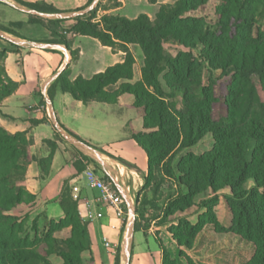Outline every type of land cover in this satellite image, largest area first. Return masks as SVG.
Masks as SVG:
<instances>
[{
  "label": "trees",
  "instance_id": "16d2710c",
  "mask_svg": "<svg viewBox=\"0 0 264 264\" xmlns=\"http://www.w3.org/2000/svg\"><path fill=\"white\" fill-rule=\"evenodd\" d=\"M92 1L87 0L81 10ZM214 1L217 3L215 23L204 13L211 0H179L174 5H161L153 19L146 15L135 20L110 15L95 21L98 4L89 14L71 20L46 21L29 16L28 23L42 26L51 38L47 43L66 46L72 59L75 54L70 51L66 35L93 38L102 46L125 54L122 64L89 80L79 77L71 82L67 66L49 87V97L57 88L74 102L84 105L94 102L116 105L121 96H132L131 108L143 121V130L133 132L131 138L147 157V172L143 176L145 190L156 194L161 181L159 176L172 179L179 193L168 200L166 214L171 216L184 213L197 197L207 192L229 189V200L238 209L237 233L256 241L259 249L253 264H264V101L254 84L255 78L260 79L264 88V36L252 37L254 27L264 15V0ZM19 4L40 13H61L43 3ZM67 22L72 24L63 27ZM22 27L23 23H11L7 27L0 25V30L19 38L16 30ZM0 41L5 44L0 48L1 105L19 87L7 75L5 60L9 53L22 49L1 38ZM166 44H172L179 51L174 56L168 55ZM129 46H139L143 53L141 79L135 83L132 82L135 57ZM207 71H220L243 84L242 89L232 92L233 97L228 102L235 117L230 128L220 127L212 119V92L203 85ZM62 128L79 142L91 146ZM206 136L215 141L216 147L211 152L202 156L185 154L173 165L180 153L194 148ZM55 139L61 142L56 130ZM45 144L50 154L39 160L31 153L33 139L29 133L10 134L0 124V264H49L46 255L51 254L59 256L64 264H86L81 258L83 253H89V264H94L90 224L81 220L79 205L73 200L67 183L58 200L63 217L58 222L50 221L42 242L46 248L43 254L38 250L42 243L30 242L24 237L21 219L10 215L15 209L32 207L36 202V197L26 189L25 176L32 163L38 164L42 177L48 176L57 146L52 141ZM75 152L89 164H96L79 151ZM106 155L130 167L123 160ZM74 168L78 173L85 171L76 161ZM104 179L111 182L106 176ZM248 181L253 182L254 190L243 189ZM36 224L34 221V230ZM181 227L179 223L176 232H172L174 241L179 247L190 249L195 229L190 226L191 231L187 232ZM135 228V232L140 231ZM64 229L70 230L71 237L59 242L54 236ZM157 243L161 264H178L161 243Z\"/></svg>",
  "mask_w": 264,
  "mask_h": 264
},
{
  "label": "crops",
  "instance_id": "0c3cea01",
  "mask_svg": "<svg viewBox=\"0 0 264 264\" xmlns=\"http://www.w3.org/2000/svg\"><path fill=\"white\" fill-rule=\"evenodd\" d=\"M156 1L158 3V0ZM19 2L51 5L62 14L75 13L86 5V0H0V25L7 27L11 23H23V27L16 30L19 38L40 43H47L51 38L42 26L28 23L30 15L20 10V8L26 7L19 4ZM126 2L127 0L123 1L122 6L110 10L108 13L113 15L116 11L123 9ZM148 17L150 19L154 18ZM67 23L69 24L70 22ZM36 26H40L43 31L39 32L36 37L28 38L24 36V31L31 30ZM66 36L70 41V51L75 54L74 59L70 55L68 62L69 80L71 82L79 77L89 80L110 67L122 64L125 60L123 52L113 51L111 48L104 47L93 38ZM129 50L135 57L132 81L135 83L141 79L143 64H138L133 46H129ZM56 51L22 49L9 53L5 60V70L9 78L18 83L19 87L12 96L5 99L0 105L1 126L10 134L29 133L33 139L31 153L35 158L40 160L49 156L51 150L45 144L46 141L56 143L57 147L48 176L42 177L41 169L37 163H32L28 166L25 176L26 189L36 197L34 206L29 207L28 211L31 214H35V216L42 215L49 221H57L63 217L62 210L56 214V211L54 213L51 206H59L58 200L64 184L80 187L84 198L91 199L96 195L95 192L89 190L85 185L83 172L78 173L75 170V160L72 158L71 151L55 139V129L52 124L48 123L49 112L47 105L45 109L39 96V91L42 93L44 83L63 65L66 59L62 51ZM136 67L137 77L135 74ZM50 99L53 103L57 121L62 127L81 140L88 142L91 146L106 152V154H110L109 151L114 150L113 152L117 155V157L114 156L115 158L129 164L130 167H125L119 161L106 155L105 161L111 162L109 164L110 170L116 171L118 178L121 176V180L123 179L120 182L122 187L130 193L129 199L133 198V191L143 186V176L147 172V157L131 138L133 132L138 133L143 130L142 119L131 108L134 98L130 95L121 96L116 105L96 102L84 105L83 103L74 102L70 96L63 94L57 88L52 92ZM97 111L102 112L103 117L100 118ZM109 114L118 116L119 122H109L107 117ZM44 120L47 123H33L34 121L40 122ZM98 124L103 127L104 133L102 135L95 130ZM110 126L114 129L115 127L120 128L124 137L115 140H105V136L108 134V131L106 132L107 127ZM136 170L139 171L137 172ZM101 173L104 175L102 171ZM131 177H133V184L129 182ZM83 209V206H79V213H82ZM107 223L108 221L106 220L104 223L96 224L101 230L108 231L104 228ZM91 225H89V231Z\"/></svg>",
  "mask_w": 264,
  "mask_h": 264
},
{
  "label": "rangeland",
  "instance_id": "374dc122",
  "mask_svg": "<svg viewBox=\"0 0 264 264\" xmlns=\"http://www.w3.org/2000/svg\"><path fill=\"white\" fill-rule=\"evenodd\" d=\"M94 1V0H93ZM92 1V2H93ZM125 0H100V7L96 13L95 21H99L101 18L110 16L108 13L110 10L115 9V6H122ZM179 0H158L156 4H150L147 0H130L126 2L123 9L116 11L113 15L128 20H135L141 15L151 16L152 18L157 13L160 5H174ZM91 2V3H92ZM87 3V0H86ZM90 3V4H91ZM217 3L211 0L205 10L206 17L215 23V8ZM106 12V13H104ZM63 24L62 26H70L72 22ZM43 29L40 26H36L31 30L23 32L24 36L31 38L36 37ZM234 32V28L231 29ZM264 36V15L259 19L258 25H256L252 31V37ZM4 43L0 41V48L4 47ZM134 52L138 59V64H143V53L139 46H133ZM165 50L168 55L174 56L179 49L172 44H166ZM197 54V53H196ZM137 77V67H136ZM256 90L258 91L262 101H264V88L260 79H254ZM203 85L210 87L212 92V119L220 127L230 128L233 124L231 121L235 119L231 113L228 102L233 97V91H238L239 88H243V84L234 81L227 74H223L220 71H207L204 75ZM243 95V92H240ZM44 107L46 109V102L42 97ZM179 98L175 102H179ZM180 108L177 106V110ZM233 111V110H232ZM99 112V117H103L102 112ZM109 122L118 123L119 117L113 114L107 115ZM235 122V121H234ZM49 123L50 117H49ZM101 135L104 133L103 127L98 124L95 129ZM105 140H115L123 136V131L120 128L112 126L107 127ZM60 136V135H59ZM60 141L70 151L72 158L81 163L86 170L89 162L83 160V158L75 152V148L69 145L61 136ZM90 149L95 151L99 157L105 162V168L107 172L116 180L117 184L122 187L120 182L121 176L118 178L116 171L110 170L111 162H106V152L95 150L92 146L87 145ZM216 147L215 141L211 136L203 138L194 148L184 150L180 153L173 165L176 166L181 156L185 154H193L194 156H202L208 152H211ZM75 149V150H74ZM78 151V150H77ZM110 154L117 157L113 152ZM91 160V159H90ZM95 167L102 171V167L98 164H94ZM136 177L135 175H131ZM140 176V175H139ZM161 179L158 182V191L154 194L150 190H145L144 181L143 186L133 191V198L129 199L131 205L130 209L126 203L125 211L128 218V229H124L122 238L119 243L111 242V248L106 249L102 244V234L106 230H101L96 223H92L90 226L92 236V252L94 258V264H115L118 260V264H125L124 249L126 246L128 234L132 221L134 231L136 226L140 231L134 234L133 251L130 264H161V250L157 241L161 243L163 248L170 254L172 260H175L178 264H253L256 253L259 249L256 241L249 239L237 233L236 229V216L238 209L235 208V204L229 200L231 192L229 189H224L218 192H207L204 195L197 197L193 201V205L184 213L177 215H167L166 206L168 200L174 198L179 193V188L175 185L172 179L164 177H158ZM133 184V177L129 180ZM71 187V186H70ZM245 191H251L255 189L252 181H248L243 185ZM124 190V188H123ZM127 196L130 195L128 191H125ZM56 214L61 211L60 206H51ZM29 207H19L10 213L11 216L20 218L24 225V237L28 238L30 242H43L45 240L46 232L49 227V223L52 220H47L42 215L35 216L28 211ZM53 213V214H54ZM82 220V219H81ZM34 221H36V229L34 230ZM59 220L55 221L58 222ZM85 223V222H84ZM179 223L184 226L187 232H190V226L193 227L194 233L192 237V247L186 249L179 247L175 239L172 236V232H176ZM36 231V232H35ZM102 231V232H101ZM106 231L105 233H107ZM109 233V232H108ZM112 236V235H111ZM71 237L69 229H64L59 235H55L54 238L61 242ZM114 237V236H113ZM255 238V237H254ZM45 246L42 243L38 248L39 253H44ZM89 253L81 254V258L86 261V264L90 263ZM46 260L49 264H64L63 260L55 255H46Z\"/></svg>",
  "mask_w": 264,
  "mask_h": 264
},
{
  "label": "water",
  "instance_id": "95a60500",
  "mask_svg": "<svg viewBox=\"0 0 264 264\" xmlns=\"http://www.w3.org/2000/svg\"><path fill=\"white\" fill-rule=\"evenodd\" d=\"M100 0H94L87 8L77 11L75 13H70V14H62V13H57V14H45V13H40L28 8H20L21 11L25 12L26 14L30 16H34L46 21H54V20H71L77 17H81L84 15L89 14L93 10H95L99 4ZM0 38L16 47H19L21 49H36V50H60L62 51L66 59L63 63V65L44 83L42 86V94L45 99L47 109L49 112V117L51 120V124L53 128L56 130V132L73 148L81 152L83 155L94 161L96 164L102 167L103 173L105 176H107L110 181L114 184L115 188L117 191L122 195L124 198L125 202L129 206V209L131 207L129 203V197L126 195L124 192L123 188H121L116 180L107 172L105 162L101 157L98 156V154L90 149L87 145L79 142L72 136H70L59 124L57 121L54 108H53V103L48 95V89L49 87L62 75V73L67 69L69 58H70V53L69 50L66 46L63 45H58V44H50V43H40V42H33V41H28L22 38H17L12 35H9L5 32H2L0 30ZM129 224V223H128ZM130 230L126 242V246L124 249V260L125 264H130L131 263V256H132V250H133V239H134V227H133V221L131 225H129ZM128 229V228H127Z\"/></svg>",
  "mask_w": 264,
  "mask_h": 264
},
{
  "label": "built area",
  "instance_id": "2783aa9c",
  "mask_svg": "<svg viewBox=\"0 0 264 264\" xmlns=\"http://www.w3.org/2000/svg\"><path fill=\"white\" fill-rule=\"evenodd\" d=\"M83 174L85 185L96 195L91 199L84 198L80 187L71 186L72 198L79 206L84 207L82 213H79L83 222L92 224L108 221L104 228L109 233L102 234V244L110 249L111 242L119 243L124 229H127L126 202L114 184L106 181L101 171L92 164L87 165Z\"/></svg>",
  "mask_w": 264,
  "mask_h": 264
},
{
  "label": "bare ground",
  "instance_id": "6f19581e",
  "mask_svg": "<svg viewBox=\"0 0 264 264\" xmlns=\"http://www.w3.org/2000/svg\"><path fill=\"white\" fill-rule=\"evenodd\" d=\"M127 177V176H126Z\"/></svg>",
  "mask_w": 264,
  "mask_h": 264
}]
</instances>
